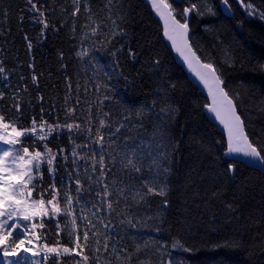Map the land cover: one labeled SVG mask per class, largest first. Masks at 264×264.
Returning <instances> with one entry per match:
<instances>
[{
  "label": "snow or ice",
  "instance_id": "1",
  "mask_svg": "<svg viewBox=\"0 0 264 264\" xmlns=\"http://www.w3.org/2000/svg\"><path fill=\"white\" fill-rule=\"evenodd\" d=\"M148 2L163 21V34L172 49L207 89L211 102L204 108L214 115L226 133V150L220 160L209 161L216 165L213 171L229 184L235 183L245 164L253 170L264 171V129L255 139L249 134L238 111L239 94L229 91L220 68L214 61L202 59L191 42L190 18L217 14L211 0H184L182 10L175 6L174 0ZM70 3L72 11L60 27L65 26L69 16H79L82 6L86 15L81 42L87 47L82 46L76 56L83 61L93 50L105 51L110 58V71L92 59L88 61L94 78L84 92L87 94L94 88L98 96L87 105L86 118L78 115L80 85L72 104L70 78L65 77L67 92L62 121L58 114L53 116L59 111L55 104L48 110L41 104L39 119L31 114L23 106L22 93L28 92L27 85L13 90L10 73L0 63L3 82L0 83V264H66L65 256L72 257V264H184L182 259L178 261L172 256L173 250L194 251L183 237L172 236L170 242L149 237L142 243L132 237V244H128L127 229L139 231L147 222H152L157 225L153 230L161 231L158 225L167 222L164 214L171 206L169 195L175 154L187 144L193 151L207 155L209 146L199 135L194 120L190 121L191 129L183 133L186 139L177 135L173 121L179 124L178 114L185 115L177 98L179 85L170 77H159L162 65L158 56L149 55L142 65L143 71H138L136 76L123 70L122 59L134 63L140 56L130 44L115 46L117 38L126 40L129 35L122 26L131 15L125 4L120 0H104L100 11L105 15L98 19L89 0H70ZM240 3L249 16L264 20V11L247 0ZM26 4L30 5L27 11L38 13L36 22L43 25L41 37L50 26L53 31H59L55 24H49L45 11L37 8L33 0H26ZM220 7L230 11V0H221ZM61 11L66 12V8L62 7ZM72 24L75 33V19ZM25 40L31 53L33 45L27 36ZM229 52L230 47L224 54L229 66H233L238 60L234 61ZM59 56L63 60V53ZM27 67L34 69L35 64L30 62ZM254 70L264 74V62L258 63ZM145 72L158 77L151 81L152 90L146 93L151 100L139 105L119 100L116 90L120 82L123 81L126 89L135 87L137 78L143 80ZM24 80L21 75L17 84ZM109 81L115 83L109 84ZM31 82L39 87L34 72ZM37 100L42 102L44 97L38 95ZM108 103H114L115 107L104 110ZM28 115L31 120L25 123ZM64 137L68 140L67 147L59 146ZM53 141L58 145L55 149L50 147ZM244 190L246 182L242 180L238 191ZM216 195L217 192H212V196ZM156 198L159 200L154 213L140 216L139 206L151 204ZM225 208L236 210L232 203H226ZM52 222L56 228L54 244L49 243ZM64 232H67V242L61 239ZM261 243L264 245V236ZM214 248L242 250L244 244L239 238L231 237L216 243ZM141 253L148 254L149 258L141 259ZM152 256L160 259L154 261Z\"/></svg>",
  "mask_w": 264,
  "mask_h": 264
},
{
  "label": "trees",
  "instance_id": "2",
  "mask_svg": "<svg viewBox=\"0 0 264 264\" xmlns=\"http://www.w3.org/2000/svg\"><path fill=\"white\" fill-rule=\"evenodd\" d=\"M33 2L37 4V8L45 11L49 24H55L59 31H53L50 26L45 30L44 37H41L43 25L36 22L39 19L38 13L26 10L30 8L26 0H0V63L10 73L13 90L17 86L27 85L28 92L22 93L23 106L31 114L36 115L37 119L41 104L46 110L55 104L59 111L53 113V116L58 114L63 121V106L67 92L65 77L70 78L72 104H75L77 85H80L81 103L78 115L86 118L87 105L93 103L98 96L94 88L87 94L84 92V88L91 85L94 78L93 69L88 61L92 59L93 63L105 71H110L108 67L110 58L105 51L95 50L91 51L83 61L76 56V51L82 46L87 47L86 43L82 45L81 42L82 25L86 20L83 6L79 16L75 18L69 16L65 26L60 27L65 16L72 11L70 0H33ZM120 2L125 4L131 14L127 24L122 25L127 28L129 35L126 40L117 38L118 42L115 46L120 47L121 43L130 44L140 53L138 61L134 63L122 59L123 70L136 76L138 71H143L142 65L149 55L158 56L162 65L159 77H170L173 83L179 85L177 98L184 107L185 115L178 114L179 124L173 121L177 135L183 137V133L192 127L190 121L194 120L198 125L199 135L204 137V143L209 146L207 155L193 151L187 144L175 154L169 195L171 206L164 214L167 222L158 225L160 232L153 230L157 225L152 222H147L139 231L127 229L129 239L126 243L132 244V237L141 243L149 237L170 242L172 236L178 235L194 249L188 253L172 251V256L178 261L182 259L184 264H264V245L261 243V238L264 236V172L243 166L237 174L235 183L229 184L223 181L222 175H217V172L213 171L216 165L210 164L209 161L213 158L220 160L225 151V144L222 135L205 117L206 100L173 60L170 50L163 42L161 28L153 17L149 5L143 0H120ZM220 2L221 0H211L217 13L215 16L201 18L193 15L190 18L191 42L198 49L202 59L212 60L220 68L228 83L229 91L233 95L239 94L238 111L245 121L247 131L255 139L264 129V103H262L264 74L254 70L258 63L264 62V20L258 16H249L242 5L235 0H230L231 16H226L222 12ZM247 2L264 11V0H247ZM89 3L97 18L103 19L105 13L100 9L103 8L104 0H89ZM175 6L182 10L184 0L175 3ZM62 7L66 8V12L61 11ZM21 16L23 20L20 19ZM73 19L76 22L75 33L72 31ZM25 36L33 45L31 53L28 52V41L25 40ZM229 47L231 48L229 55L234 61L238 60L233 66H229L224 54ZM60 53H63V60L60 59ZM30 62L35 64L34 69L27 67ZM33 72L38 76V88L31 82ZM21 75L25 80L18 85L17 81ZM157 79L158 77L145 72L143 80L138 77L136 86L127 89L121 81L116 90L119 100L125 101L128 105H139L145 100L150 101L151 96L146 93L152 90L151 81ZM112 83L115 81H109V84ZM38 95H42L44 101H38ZM114 107V103H108L104 110ZM95 108L96 105L93 106V115ZM30 120L31 115H28L25 123ZM185 125L187 128L182 127ZM147 127L150 134L151 126ZM147 138L148 136L145 135V139ZM57 146L55 141L50 144L54 149ZM59 146H68L67 137L63 138ZM219 171L222 173L223 168ZM242 180L246 182V190L240 192L238 188ZM214 191L218 195L212 196ZM158 200L159 198H156L151 204L139 206V215H152ZM226 203H232L236 210L226 209ZM49 232V243L54 244L55 222L50 224ZM231 237L239 238L244 248L242 250L214 248L216 243ZM61 239L62 242H67V232L62 233ZM140 258L148 259L149 255L141 253ZM150 258L154 261L160 259L159 256ZM64 260L66 264H72V257L65 256Z\"/></svg>",
  "mask_w": 264,
  "mask_h": 264
},
{
  "label": "water",
  "instance_id": "3",
  "mask_svg": "<svg viewBox=\"0 0 264 264\" xmlns=\"http://www.w3.org/2000/svg\"><path fill=\"white\" fill-rule=\"evenodd\" d=\"M147 5H149L150 10L152 12L153 17L155 18V20L158 22L160 28H161V34H162V39L163 42L165 44V46L170 50L171 55L173 60L175 61V63L182 69L185 77L188 79V81L199 91V93L204 97V99L206 100L207 103H210V98L208 97V91L206 88H204V86L202 84L199 83V81L194 77V75L189 72L187 65L184 64L182 58L179 56L178 53H176L172 47H171V42L167 40V38L164 36V23L163 21L159 18V16H157L155 14V12L152 10L151 4L148 2V0H143ZM182 0H174V3H180ZM237 1L239 4L240 0H235ZM222 12L224 15L226 16H231V11H226L224 9H222ZM191 35V33H190ZM204 114L205 117L207 118V120L209 122H211L214 127L216 128V130L219 132V134L222 135V137L224 138V144H225V150H226V141H227V136L226 133L223 129V126L215 119L213 114H210L206 109H204ZM238 159H243V160H247V158H243V157H239ZM246 167L252 168L250 165L245 164ZM256 170L261 171L259 168H257ZM264 172V171H262Z\"/></svg>",
  "mask_w": 264,
  "mask_h": 264
}]
</instances>
